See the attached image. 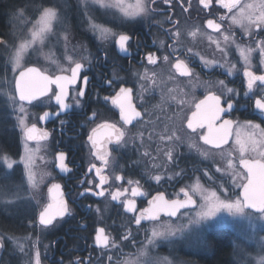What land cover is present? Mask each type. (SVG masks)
I'll use <instances>...</instances> for the list:
<instances>
[{
    "label": "flooded vegetation",
    "instance_id": "obj_1",
    "mask_svg": "<svg viewBox=\"0 0 264 264\" xmlns=\"http://www.w3.org/2000/svg\"><path fill=\"white\" fill-rule=\"evenodd\" d=\"M241 1L243 0H240V4ZM148 6L150 9H155V11H149L152 14L150 18H139L125 24L126 31L121 34L131 37L127 44V51H120L116 42L108 44L103 51L93 47L92 60L86 63L79 62L84 67L81 69L76 83L66 86L68 96L65 102L71 106L70 108L60 111L54 98V94L59 90L55 83L48 85L49 91L45 96L33 100L31 103L23 102L33 110L28 126L36 125L40 130L36 135H41L43 132L48 133L44 140L28 142L34 147L41 144L40 151L45 154L47 166L50 169H48L47 176L49 179L44 182L45 196L42 206L30 208L24 204L19 207L20 210H24L21 214L23 220L18 218V213L14 211V223L18 226L12 229L10 234L18 236L20 233L16 230L23 231V228L26 230L28 229L27 225L33 224L34 226L31 228L34 227V231L37 228V233L32 234V241H39L40 247L32 243L34 249L32 250L39 251L41 264H70L77 257L81 258L85 264H87L85 258H89L91 264H102L106 259L102 252H105L108 247L101 248L94 243L98 228H104L105 234L110 235L112 241L119 239L117 233L122 236L127 230V223L133 221L134 217L140 214V210L150 208L156 201L154 200L156 196L153 195L154 197L152 196L153 198L151 197L149 202H145L144 197L149 192L150 194L162 193L167 201L186 200V198H170L165 187H161L150 179L145 181L144 174H140L143 171L140 165L137 166L138 175L133 173L132 161L141 157L143 148H147L150 153H153L157 151L158 145L162 144L164 145L163 150L171 149L172 160L184 161L187 166L184 170L191 169L187 163L192 148L190 141L193 139V135L197 134L199 140L204 143L200 136L207 133V125L203 129L197 128L193 132L187 127V123L188 119L192 118V113L196 111L195 105L204 100L209 92L220 97L221 107L226 108L229 100L233 103V109L221 113L220 119L214 122V126L219 128L224 120H231L233 124L231 126L232 135L228 138L227 144L222 145L221 148H215L213 145L204 143L208 148L222 149L223 152L231 149L228 147L236 138V127L241 120L256 122L261 128H264V116L254 107L255 99L264 95V84L256 81L249 96L244 95L248 91L247 77L244 76L245 68L241 66L240 51L236 44L247 43L246 39H242L245 27H242L241 23L234 24L231 20L232 16H239V7L233 8L230 12L217 0H212L208 8H204L199 0H171L170 4H164L163 0H155L153 4L151 0L148 2ZM185 9L187 10L185 11ZM221 17L224 19L221 20ZM208 20L220 24V29L209 28ZM246 21L243 20L242 23L247 25ZM197 29L195 37L189 35L190 32ZM254 29L258 31L260 28L254 26ZM176 31L180 33L179 42L172 37V33ZM210 33L223 39L228 36L229 43L219 44L217 47V44L208 40L209 38L205 40V36L208 37ZM259 34V31L256 32L252 38H248V42L255 44ZM236 37L239 41L231 40ZM161 42H163V46H161ZM226 51L228 55H226ZM150 54L156 58L155 64L148 62L147 57ZM205 55L211 57L205 59ZM165 56L168 57L167 62L163 59ZM177 59L183 61L179 69L174 67ZM205 61L214 63L206 65ZM252 62L249 70L256 75H264V64H261V57H255ZM184 65H187V68L191 70V74L188 76L181 75ZM230 67H233L231 73L228 70ZM44 73L50 77L59 74L71 76V71L57 74ZM142 76L148 78L141 79ZM84 77L88 78L87 84L84 83ZM218 81H224L226 88L234 89L235 92L228 93L226 88H221L217 84ZM82 88L85 95L78 96L77 94ZM121 88L132 90L131 104L136 111L141 113L139 117L132 120L131 124L124 123L121 119L120 107L118 104L112 103V98L117 97ZM169 89H173V91L169 92ZM172 96H175L176 99H171ZM106 97L108 99H105ZM167 97L168 104L164 106L161 102L162 99L167 101ZM76 100H79V105L76 104ZM119 100L125 104V114L132 115L131 109L127 107L125 97L121 95ZM181 100L184 103H179ZM45 112L50 113L49 117L46 120H40L39 116ZM57 113L59 114L57 115ZM93 113L96 115L93 116ZM61 121L64 123L61 124ZM105 122L114 124L116 128L124 131L123 140L117 144L114 129L100 128L94 137L97 143L93 148L88 137L92 134V129ZM162 126L170 127L172 133L175 131L179 139L175 137L173 139L179 143L183 142L179 146L180 149L174 143L170 146L167 141L163 143L148 142L146 143L148 146L143 147L145 144L142 142L144 131L148 129V138L151 137V129ZM4 145L8 147V150L15 151L16 155L20 151L17 134L11 142L7 141ZM167 147L169 148L167 149ZM233 150L240 154L237 152V146ZM60 152L65 153L64 162L71 169L70 172H61L57 166L56 156ZM105 155H107L106 166L101 159L97 158ZM163 155H165V151H163ZM165 158L167 157L165 156ZM243 159L252 161L259 160L260 157L248 158L244 156ZM92 165H95V168H92ZM18 167L9 177H15L18 182L28 181L24 174L25 171L22 173ZM241 167L247 175V168L242 163ZM97 168L101 169L100 175H97ZM3 170L0 167L1 173ZM101 176L107 179V183L101 186L106 191L103 196H96L94 193L101 190L96 187L100 184ZM116 176H120L121 179L116 180ZM129 180L139 181V187L146 195L132 197L131 188L135 185H130ZM247 182L246 180L245 184ZM53 184L60 185L63 199L71 208L72 213L70 216L58 217L52 225L45 228L38 223L39 213L47 204L53 202L49 194V188ZM125 188L128 189V192L119 200L111 198L112 192L117 189L123 191ZM86 189L92 191L86 192ZM169 192L172 193L170 190ZM80 193H84V195L81 196ZM241 193H243V188H241ZM51 195H56V190H53ZM129 199L135 201V212H127L124 208L123 202ZM150 202L152 203L150 204ZM104 205H109L112 209L106 222L97 219L99 213L102 212L97 213L96 211L97 208L101 210ZM161 213L166 215L164 212L159 214ZM145 221L142 220L141 225ZM38 231L42 232L40 239L39 236H36ZM29 261L27 262L16 250L9 252L6 248L0 247V264H33L31 259Z\"/></svg>",
    "mask_w": 264,
    "mask_h": 264
},
{
    "label": "rangeland",
    "instance_id": "obj_2",
    "mask_svg": "<svg viewBox=\"0 0 264 264\" xmlns=\"http://www.w3.org/2000/svg\"><path fill=\"white\" fill-rule=\"evenodd\" d=\"M149 1L151 0H146V3L148 4ZM252 2L253 0H243L240 6ZM135 3L136 0H125L126 5H134ZM45 8H55L57 18L52 22V30L44 34L42 42L40 39L31 42V33L39 27L37 22L40 20ZM21 10L23 12L22 16L18 15ZM151 15L148 12L144 15L125 16L119 8H101L99 5L93 4L92 0H30L27 4L16 8L11 13L9 28L3 39L0 40V122L4 125V132H7L6 136L11 135L13 139L17 134L20 151L16 155L15 151L8 150L7 146L0 145V155L6 153L17 161L11 169L0 162V167L4 169L2 173L0 172V236L4 237L3 249L6 248L9 252L16 250L27 262H30V259L33 262L34 256L32 253L34 249L32 243L40 247L39 241H32V234L34 232L37 233V228L34 231V227L31 228L34 225L29 224L26 230L24 228L23 231L16 230L20 234L14 236L10 234L13 228L9 226L8 220H10L9 217L11 215L13 217L14 211L18 213V218L23 220L21 214L24 210H20L19 207L24 204H27L30 208L42 206L45 196L44 182L49 179H47V176L49 174L48 169H50L47 166L45 154L40 151L41 144L34 147L27 141L28 147L34 153L35 163L32 165V171L35 173L36 187L30 186L28 181L22 180L18 182L15 177H9L10 174H14L18 166H21L18 168L22 170V173L25 171L24 163L21 161V157L25 156V141L23 132L17 126V112L13 110L11 104L6 103L7 96L5 93L17 95L15 92L17 75L28 66L36 65L44 72L50 74L68 72L76 62L86 63L91 61L93 47L103 51L108 44H114L117 36L126 31L125 24L127 22H133L139 18L147 19ZM92 24L111 29L115 35H109L107 39H101L100 31L94 29ZM254 26L248 27V30L242 34V39H246L247 43L236 44V46L244 49H253L248 65H245V61L240 55V62L243 68H250L253 63L252 59L257 56L261 57L257 42L264 41V29L260 28L258 30L260 34L257 36L255 44L248 42V38H252L258 32L255 31ZM208 35V37L205 36V40L209 38L208 40L215 44L217 42L219 44L229 43V40L225 41L219 36L211 33ZM65 37H67L66 40ZM231 40L239 41L237 37ZM25 41L31 42L30 46L23 49L17 59V49ZM226 55H228L227 51ZM69 57L71 58L70 60L68 59ZM210 57L205 55L204 58L209 59ZM161 103L167 106L168 97L167 101L162 99ZM23 106L27 113L26 123L29 124L33 110L24 103ZM20 115H23V113ZM167 121L169 120L167 119ZM244 122V120L239 121L236 127V138L237 132L240 133L241 137H244L250 131L244 126ZM253 123L258 124L256 122ZM147 131L148 129L144 131V140L142 142H145V144L143 147H147L146 143L148 142L163 143L167 141L170 146L174 143L180 149L179 146L183 144V142L179 143L174 139L171 141L160 139L161 135H172L170 127L165 128V126H162L151 129V137L148 138ZM192 138L190 143L191 145L195 144L196 147L191 148V155H189L187 160L191 169L186 168L184 170L187 167L184 161H169L165 158L166 155H163V151L166 153L168 150H163L164 145L161 144L158 145L157 151L153 153H150L147 148H143L141 157L132 161V167L134 166L132 172L138 175L137 166L140 165L143 171L139 173L144 174L145 181L150 179L161 187H165L168 191L166 193L168 196L170 195V198H186L184 193L181 192V189H186L196 201V205L181 210L175 217H169L161 213L158 220H146L141 226L137 225L134 220L129 221L126 232L122 236L117 233L119 239L113 241L115 247L110 245L105 252H102V255L106 257L102 264H167L168 261L171 264H198L197 259L199 257L211 253V245L209 243L211 235L218 234L226 236V241L230 244L234 264H258V261L264 258V220L260 219L259 214L252 209H246L244 215L233 214L222 209L216 216L190 226V230L178 231L173 236L156 237L153 243H148L153 227L163 230L166 224H171L173 228H179L180 225L187 224L188 216H194L200 210L198 205L203 202L201 200V192H192V186L197 182V178H199L200 188L205 195H209L212 191L220 194L222 185L224 189H227V194L226 196L222 195L221 199L235 200L237 197H242V187L238 185L245 184L247 180L240 160L244 156L248 158L259 157L256 153L251 152H246L243 157H241V154L235 153L233 149L236 146L237 152L240 153L236 138L230 147L227 146L231 149H227L224 152L222 149L208 148L199 140L197 134H194ZM5 140L7 142L9 137ZM145 152L148 153L147 156L144 155ZM202 153H207V155L205 156ZM228 159H231L232 167H228ZM217 168L222 169V171L218 172ZM24 174L27 177L26 180H28L26 171ZM156 175L162 177L159 182L151 179V177ZM157 194H150L149 192L144 197L146 199L145 202H149L154 197L153 195L157 196ZM111 210L109 205H104L100 210L102 213H99L97 219L106 222ZM183 213H187V216L182 215ZM248 213H251V215ZM40 230L43 231L41 228ZM41 231H38V235H36L39 236V239L42 234ZM129 232L128 238L124 239L123 237ZM9 237L19 238L20 243L24 245V252H21L16 243Z\"/></svg>",
    "mask_w": 264,
    "mask_h": 264
},
{
    "label": "snow or ice",
    "instance_id": "obj_3",
    "mask_svg": "<svg viewBox=\"0 0 264 264\" xmlns=\"http://www.w3.org/2000/svg\"><path fill=\"white\" fill-rule=\"evenodd\" d=\"M164 4H170L171 0H163ZM212 0H199V3L204 6V8H208L211 4ZM218 3H221L223 7L227 8L230 12L233 8L239 7L240 12L239 16H232L231 20L232 23H241L242 27H245V31L248 30V27L255 25L257 28L264 29V0H253L252 3L245 4L240 6V0H217ZM93 4L99 5L101 8H110L116 7L125 15V16H136V15H144L147 14L150 10L155 11V9H150L146 0H136L134 5H126L125 0H92ZM152 3H155V0H152ZM187 9H185L186 11ZM18 15L22 16V10L18 13ZM57 18V11L55 8H45L41 14L40 20L37 22L39 27H37L34 31H32V41L35 42L37 39H40L41 42L43 40V36L45 33L50 32L52 30V22ZM221 20L224 17L220 18ZM247 20V25L243 24L242 21ZM209 28H215L217 30L220 29V24L215 23L213 20L207 21ZM94 29H98L101 34V39H107L109 35H115L111 29L104 28L103 26L92 24ZM197 30L192 31L189 33L190 36L195 37L197 34ZM179 31L172 33V37L179 42ZM67 37H65V40ZM131 37L127 34H119L116 38V44L119 46L120 51H127V44L130 41ZM225 41L229 40L228 36L224 37ZM29 41H25L20 45V48L17 49V59L19 58L20 52L25 49L26 47L30 46ZM161 46H163V42H161ZM217 47H219V43L217 42ZM257 47L260 49L261 53V64H264V41L257 42ZM238 50L240 51L241 58L245 61V65L250 63V56L253 52L252 48H241L237 46ZM191 51V50H189ZM71 59L70 57L68 58ZM148 62L150 64L156 63V58L154 55H149L147 57ZM166 62L168 61V57L165 56L163 58ZM214 62L205 61V64H211ZM183 64V61L177 59V63L174 65L177 69ZM84 67L79 62L75 63V66L70 69L71 76H57L55 80L51 79L47 76H40L38 70L35 68H29L27 70L28 73H37V79H29L25 80L24 77L26 75L25 72L20 73V78L16 80L15 84V92L17 95L5 93L7 96L6 103L12 105L13 110L17 112L16 120L17 126L20 127L21 131L23 132V138L25 141V156L21 157V161L24 163L25 171L28 176V182L30 186L36 187L35 181V173L32 171V165L35 163L34 161V153L28 147L27 141L37 140H44L47 138L48 133L43 132L41 135H36L37 132L40 130L37 129L35 124L28 126L26 123L27 120V113L23 106L24 101H28L31 103L33 100H38L40 97H43L49 91L48 85L51 83H55L58 87V91L54 94L55 101L57 105H59L60 111L70 108L71 106L68 105L65 100L68 96L67 85L75 84L81 69ZM234 67V66H233ZM233 67H230L229 73L232 72ZM191 74V70L187 68V65H184V71L181 75L188 76ZM115 75V73H114ZM155 74L153 73V77ZM244 76L247 77V89L244 93L245 96H249V94L253 91L254 85L256 81L261 82L264 84V75H256L252 71L249 70L248 67H245ZM148 77L142 76L141 79H147ZM84 83L87 84L88 78H83ZM111 83V81H109ZM155 83V80H153ZM217 84L221 88H226L224 81H218ZM143 87V86H142ZM173 89H169V92H172ZM228 93L235 92L234 89L226 88ZM131 89L121 88L120 92L117 93L116 98H112L113 104H118L121 110V119L124 121L125 124H131L132 120L135 117H139L141 115L140 112L135 110V107L131 104ZM78 96H84L85 92L82 88ZM123 95L127 100V107L131 109L132 115L125 114V104L119 100V97ZM105 99H108L107 97ZM171 99H176L175 96H172ZM211 102V103H209ZM179 103H184L183 100L179 101ZM76 104L79 105V100H76ZM196 111L192 113V118L188 119L187 127L191 129L193 132L196 131L197 128L203 129L205 125H207V133L200 136V139L204 141L205 144L213 145L215 148H221L222 145L228 143V138L232 135V124L233 121L231 120H224L223 123L216 128L214 126V122L220 119V114L226 111H231L233 109V103L231 100L227 101V107L220 106V97L215 95L212 92H209L208 95L205 96L204 100H201L199 103L195 105ZM254 107L258 112L264 116V95H261L259 98L255 99ZM23 113V115H20ZM59 113H57L58 115ZM50 113L45 112L43 115L39 116L40 120H46L49 117ZM96 114L93 113V116ZM194 121H196L194 123ZM64 121H61L63 124ZM244 126L250 131L244 136L241 137L240 133L237 132L236 144L239 146V151L241 157L246 152L256 153L260 159L259 160H252L247 161L243 158L241 159V163L247 168V183L238 185L239 187L243 188L242 197H237L235 200H228V199H221V196H226L227 189H224L221 185V193L218 194L216 191H212L209 195H205L200 188L199 185V178H197V182L192 186V192L195 193L197 191L201 192V200L203 201L199 207V211L195 213L194 216H188L187 224H182L179 228H173L171 224H166L163 230H160L156 227L152 229V235L148 238V243H153L156 237L160 236H173L178 231H183L185 229L190 230V226L199 224L202 220H207L210 217L216 216L218 212L222 209L227 210L233 214H245L246 209L255 210L256 213L259 214V218L264 220V128H261L259 124H255L252 121H245ZM100 128H110L115 130V141L119 144L125 135L124 131L116 128L114 124H108L105 122L104 124L97 125V128L92 129V134L89 135L88 139L92 142L93 148L96 147V140L94 139L97 130ZM142 135V134H141ZM259 136V138H257ZM179 139L176 136L175 131H173L172 135L165 136L161 135V140H168L171 141L173 138ZM190 147H196L195 144L190 145ZM38 151V149H37ZM203 155H207V153H202ZM144 155H148L147 152ZM165 155L167 156L168 160L171 161L173 159L172 151L169 149ZM98 159H101L104 162V166L107 165V155L105 156H98ZM56 160L58 161V167L61 172H70L71 169L68 165L64 162L65 161V153L60 152L56 156ZM0 162L6 165L7 168L11 169L17 161L13 160L9 155L2 154L0 155ZM95 168V165L91 166ZM228 167H232L231 159H228ZM91 170V169H90ZM217 171H222V169L217 168ZM97 175H100L101 169H96ZM207 175V173H205ZM116 180H120V176L115 177ZM155 181L159 182L162 177L160 175H156L151 177ZM211 179V177H209ZM107 183V179L103 176L100 178V184L96 185L97 188H101L103 184ZM128 183L130 185H135L131 188V196H144L146 195L145 192L141 191L139 187V181H132L129 180ZM53 190H56V195L52 196ZM86 192H91V189H86ZM106 189L101 188L100 191L94 193L96 196H103L105 194ZM128 192V189L125 188L123 191L117 189L115 192L111 193V198L113 200H119L121 196ZM181 192L184 193L186 197L185 201L173 200V201H166L164 200L163 194L158 193L154 200H159L161 202L160 205H157L155 208H148L140 210V214L134 217V221L137 225H141L142 220H149V221H156L159 219V213L164 212L169 217L177 216V213L180 212L182 208H186L189 205H196V201L192 198V195L189 194V191L186 189H181ZM49 194L52 199V203L47 204L43 210L39 213V220L38 223L40 226L47 228L48 226L53 224V221L56 220L58 217L63 218L66 215L70 216L72 213L71 208L68 206L67 202L63 199V192L60 190L59 184H53L49 188ZM81 196L84 193H80ZM152 202H150L151 204ZM124 208L127 212H135L136 205L134 200H125L123 202ZM97 213L100 212V209H96ZM251 215V213H248ZM182 215L187 216V213H183ZM130 232L126 234L123 238L127 239ZM9 239L13 240L16 243V246L19 248L21 252H24V245L20 243V239L16 237H9ZM27 239V237H25ZM94 243L101 247L107 248L110 245L115 247L114 242L110 235L105 234L104 228H98L97 234L94 240ZM4 244V237L0 236V247H3ZM87 260V264H91V260L89 258H85ZM111 259V258H109ZM166 259V258H165ZM33 264H41L40 260V253L37 250L33 257ZM70 264H85L81 258L77 257L74 261L70 262ZM167 264H171L170 261ZM258 264H264V258H261L258 261Z\"/></svg>",
    "mask_w": 264,
    "mask_h": 264
},
{
    "label": "trees",
    "instance_id": "obj_4",
    "mask_svg": "<svg viewBox=\"0 0 264 264\" xmlns=\"http://www.w3.org/2000/svg\"><path fill=\"white\" fill-rule=\"evenodd\" d=\"M29 1L30 0H0V40L3 39L9 28L11 13L16 8L27 4ZM6 134L7 132H4V125L0 122V145L2 146L6 143L5 139L8 137V143L12 141V136H6ZM8 221L11 228L14 229L18 226V224L14 223V217H11ZM226 240V236L223 234L211 235L209 240L211 253L199 257L197 259L198 264H234L232 261L230 244Z\"/></svg>",
    "mask_w": 264,
    "mask_h": 264
},
{
    "label": "water",
    "instance_id": "obj_5",
    "mask_svg": "<svg viewBox=\"0 0 264 264\" xmlns=\"http://www.w3.org/2000/svg\"><path fill=\"white\" fill-rule=\"evenodd\" d=\"M29 68H35V69H37V70H38V73H39L40 76H47V77H50V76H48L46 73H44L39 67H37V66H29V67H27V68L21 70V71L18 73V75H17V79L20 78V73H21V72H25V73H26V75H25V77H24L25 80H29V79H37V78H38L37 73H28V72H27V70H28ZM57 76H69V75H67V74H59V75H57ZM57 76H55V77H50V78L53 79V80H55V78H56ZM17 79H16V80H17ZM49 85H50V84H49ZM67 91H68V90H67ZM17 95H18V94H17ZM163 197H164V196H163ZM164 200H166L165 197H164ZM166 201H167V200H166ZM172 201H173V200H172ZM179 201H184V200H179ZM160 204H161V202H160L159 200H156L154 203H152V205H151L150 208H155L157 205H160ZM193 206H195V205H189L188 207H193ZM188 207H186V208H188ZM183 209H185V208H182L181 210H183ZM181 210H180V211H181ZM177 214H178V213H177Z\"/></svg>",
    "mask_w": 264,
    "mask_h": 264
}]
</instances>
